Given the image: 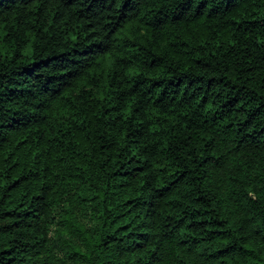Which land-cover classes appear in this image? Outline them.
Returning <instances> with one entry per match:
<instances>
[{
    "label": "trees",
    "instance_id": "1",
    "mask_svg": "<svg viewBox=\"0 0 264 264\" xmlns=\"http://www.w3.org/2000/svg\"><path fill=\"white\" fill-rule=\"evenodd\" d=\"M0 264H264V0H0Z\"/></svg>",
    "mask_w": 264,
    "mask_h": 264
}]
</instances>
